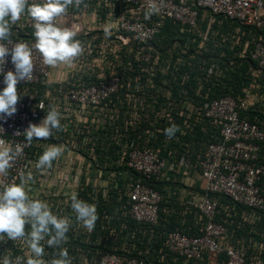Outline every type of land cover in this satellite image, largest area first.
<instances>
[{
    "label": "built area",
    "instance_id": "built-area-1",
    "mask_svg": "<svg viewBox=\"0 0 264 264\" xmlns=\"http://www.w3.org/2000/svg\"><path fill=\"white\" fill-rule=\"evenodd\" d=\"M156 3L159 14L145 20L148 0H82L79 7L70 6L55 21L60 27L76 30L75 39L81 41L83 53L71 66L52 67L45 65L33 48L32 78L17 84V111L0 119V139L13 150L19 149L7 175H0V189L19 183L22 176L31 173L26 185L29 197L46 201L54 213L71 220L68 240L61 245L67 249L71 264H153L154 259L141 255L142 247L145 254L151 255L148 242L156 235L148 226L159 225L162 213L175 212L176 203L185 205L186 210L195 208L199 233L173 229L156 235L175 261L183 258V264H264V126L243 114L256 103L264 109V96L245 89L238 96L209 97L206 85L200 82L196 94L202 99L196 101L185 90L183 99L177 100L171 88L164 92V75L173 72L182 59L175 62L152 46L166 21L176 23L181 33L197 28L199 9L203 8L211 13L202 33L204 38L215 16L258 31L251 48L246 42L241 53L245 56L249 52L264 73V0ZM32 25V19L22 15L11 26V35L4 43L9 47L17 42L32 46ZM130 58L134 61H128ZM54 68L66 76L52 81ZM9 70H14L10 54L3 65L5 73ZM137 71L140 74L136 75ZM206 71L207 79L224 72L219 62L211 63ZM143 72L149 75L146 84L157 89L152 91L151 106L140 95L147 88L140 81ZM158 73L162 78L157 85L153 77ZM188 78L185 74L181 84ZM4 86L0 75V89ZM123 89L124 94L115 101ZM163 94L168 102L156 112L154 107ZM50 105L60 111L62 128L47 139L33 138L28 144L23 132L29 123L39 124ZM146 107L154 111L150 127L129 135ZM166 122L179 127V136L193 131L198 123H208L215 134L196 153V160L175 150L165 156L163 149L152 147L151 142L162 134ZM49 145L60 146L61 155L51 168L37 169L36 161ZM63 151L72 153L68 162L62 161ZM197 179L202 180L200 184ZM68 183L77 185L78 198L96 205L98 219L91 232L76 221L70 208L72 192L60 189ZM158 183L165 185L167 196L156 186ZM85 185L92 186L87 194L81 192ZM120 185L124 189L118 190L119 195H110L109 188ZM222 197L231 201L232 208L225 212V220H218ZM102 206L112 208L101 210ZM138 249L140 254H135ZM24 251L20 242L6 237L0 240V257L9 252L12 258L23 256ZM55 251L46 247L44 259H52ZM157 257L164 260L165 254L157 252Z\"/></svg>",
    "mask_w": 264,
    "mask_h": 264
},
{
    "label": "clouds",
    "instance_id": "clouds-1",
    "mask_svg": "<svg viewBox=\"0 0 264 264\" xmlns=\"http://www.w3.org/2000/svg\"><path fill=\"white\" fill-rule=\"evenodd\" d=\"M82 0H0V75L3 76L4 87L0 89V119L16 113V104L20 97L17 84L20 81L31 80L33 73V48L38 50L43 63L55 67L59 64L71 66L75 58L83 53L81 41L75 39L74 28L60 27L55 22L67 13L69 7H79ZM160 7L156 0H148L144 11V19L149 20L159 14ZM27 15L33 21L32 36L34 44L29 46L17 42L7 46L11 35L10 28ZM106 35L109 34L105 29ZM10 54L14 70L3 71L5 57ZM61 113L57 106L50 105L39 124L29 123L23 132L25 140L31 144L33 138L47 139L54 130L62 128ZM179 127L171 124L164 129L167 137H172ZM19 149L13 150L4 140L0 139V175H7L11 161L16 159ZM62 148L49 145L36 161L37 169H49ZM31 173L21 177L19 183H9L0 189V240L5 237L11 241L20 242L25 249L24 255L11 257L10 252L0 257V264H71L66 248L61 247L68 240L67 233L71 220L68 216H60L51 210L50 205L41 199L30 198L26 185L31 180ZM70 208L75 213L76 221L91 232L98 219L96 205L78 198L73 191L70 196ZM28 230L26 231V227ZM52 248L55 255L45 260V248Z\"/></svg>",
    "mask_w": 264,
    "mask_h": 264
},
{
    "label": "trees",
    "instance_id": "trees-1",
    "mask_svg": "<svg viewBox=\"0 0 264 264\" xmlns=\"http://www.w3.org/2000/svg\"><path fill=\"white\" fill-rule=\"evenodd\" d=\"M210 16V12L200 8L198 27L183 33L179 32L176 23L166 21L156 39L152 41V46L164 56L172 57L175 62L179 57L182 59L177 63L178 67H175L173 72L164 75V78L167 80L164 92L166 90L169 91L171 88L173 91L172 94L178 100L181 98L183 99L185 90H187V96L195 98L197 101L198 98H203L196 94V89L200 82H202L206 85L205 91L209 92V97H218L220 94L238 96L239 94H244L245 89H250L252 92L264 96L263 71L259 70L257 62L251 58L249 52L246 53L245 56L241 53L246 42L249 43L251 48L254 43V38L258 36V31L253 27L242 26L236 20L225 18L224 16H215L210 30L207 32V37L204 38L202 33H204L208 27ZM128 61L134 60L130 58ZM213 62H219L224 72L219 77L214 76L207 79L206 69ZM133 65L135 67L137 66L136 63ZM137 74L140 73L137 71L136 75ZM185 74H188L189 78L185 84L182 85V77ZM148 78L149 75L143 72L140 81L146 84L149 82ZM161 78V74L158 73L157 76L153 77V80L158 85L161 82ZM130 79L134 82L133 73H131ZM145 87L147 88H143L140 95H142L146 103L149 104L154 95L152 91L156 92L157 89L147 84ZM124 91L125 89L116 95L114 100L118 101L116 98L118 96L121 97ZM159 98L162 101L158 102L154 107L156 112L165 108V104L168 102L167 95H160ZM262 99L264 100V98ZM149 106L151 105L149 104ZM152 114L154 115V111L150 110L148 107H146V110H141L140 119L135 123L136 125L132 127L131 132L127 133H129V135L132 133V135L135 136L138 132H141L143 127H150L152 118L154 117H152ZM243 114L248 116L252 121L264 126V109L259 103L251 106L249 110L243 112ZM163 125L164 129L170 126L168 122ZM213 134H215V130L208 123H198L193 131H189L183 136H179L177 131L175 135L179 136V138L168 139L163 131L162 134L160 133L157 138L152 140L151 146L162 148L165 156H169V150H171L172 153L173 150H175L177 154L185 152L196 160V153L203 149L205 142L211 139ZM261 158L264 162V144L262 146ZM100 160L103 161V159ZM261 185L264 190V176ZM156 186L161 189L164 196L168 195L169 191L165 189L163 183H158ZM91 188L92 186L85 185L81 192L87 194L90 192ZM119 189H124V186L120 185L116 188L115 186H111L109 188L110 195L118 196ZM113 199V201L118 202L117 198ZM164 204L165 202L163 205ZM228 205L229 207H226ZM176 206L177 210L175 212L168 214L162 213L159 225L148 226V228H153L157 236H160V232H168L173 229H181L189 234L199 233V229L196 228L195 222V208L190 207L186 210L185 205L181 207L178 203H176ZM107 208L111 209L112 207ZM107 208L102 206L101 210ZM231 208V201L222 197L220 200V212L217 213V219L225 220L224 218H227L224 217L225 212L231 210ZM163 224H166V227H163ZM156 235L148 242L151 255L145 254L144 247L141 248V255L148 260L154 259L153 264H183V258H178L175 261L174 256L169 254L170 252L166 246L161 245L162 241ZM141 249H138L135 254H140ZM157 252L165 254L164 260L158 259Z\"/></svg>",
    "mask_w": 264,
    "mask_h": 264
},
{
    "label": "crops",
    "instance_id": "crops-1",
    "mask_svg": "<svg viewBox=\"0 0 264 264\" xmlns=\"http://www.w3.org/2000/svg\"><path fill=\"white\" fill-rule=\"evenodd\" d=\"M66 76V73H64L62 70H60L59 68H54L51 71L50 74V79L52 81H58L61 80L62 78H64ZM72 157V153L67 152V151H63V160L65 162H68ZM202 180L197 179L198 184H200ZM61 190L66 191V192H73L76 191L78 189L77 185L73 184V183H68L65 184L63 186L60 187Z\"/></svg>",
    "mask_w": 264,
    "mask_h": 264
}]
</instances>
